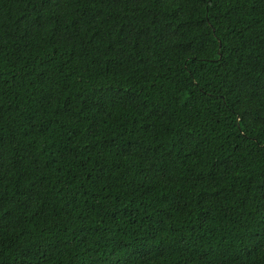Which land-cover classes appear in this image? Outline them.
<instances>
[{
    "label": "trees",
    "instance_id": "trees-1",
    "mask_svg": "<svg viewBox=\"0 0 264 264\" xmlns=\"http://www.w3.org/2000/svg\"><path fill=\"white\" fill-rule=\"evenodd\" d=\"M0 264H264V0H0Z\"/></svg>",
    "mask_w": 264,
    "mask_h": 264
}]
</instances>
